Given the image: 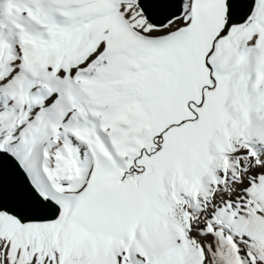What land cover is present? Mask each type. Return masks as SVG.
<instances>
[{"label": "snow or ice", "instance_id": "1", "mask_svg": "<svg viewBox=\"0 0 264 264\" xmlns=\"http://www.w3.org/2000/svg\"><path fill=\"white\" fill-rule=\"evenodd\" d=\"M0 264H264V0H0Z\"/></svg>", "mask_w": 264, "mask_h": 264}]
</instances>
